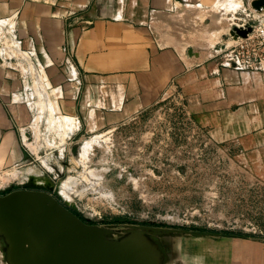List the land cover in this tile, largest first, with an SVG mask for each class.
Returning <instances> with one entry per match:
<instances>
[{"label":"rangeland","instance_id":"rangeland-1","mask_svg":"<svg viewBox=\"0 0 264 264\" xmlns=\"http://www.w3.org/2000/svg\"><path fill=\"white\" fill-rule=\"evenodd\" d=\"M260 21L264 17L254 13L252 0H214L155 15L157 42L188 58L184 70L131 111L109 103L118 90L102 89L94 96L105 101L102 114L85 115L66 135L49 124L50 112L41 110L40 104L56 97L46 93L47 77L39 75L41 67L29 54V60H18L9 39L13 32L2 27L0 45L7 47L20 81L17 100L31 107L24 131L36 149L21 130L29 159L18 168L28 167L23 177L46 176L62 199L60 186L66 182L72 197L68 202L94 223L224 233L199 242L210 247V261L213 249L218 250L213 264H238L234 247L249 244V239L264 241V158L258 139L222 138L225 116L213 115L215 69L232 71L229 80L237 78L236 72H264V48L257 44L256 31L248 40L233 32L248 24L254 29ZM196 52L203 60L194 59ZM227 93L221 90V98ZM6 173H0V183ZM21 180L12 179L3 189Z\"/></svg>","mask_w":264,"mask_h":264},{"label":"crops","instance_id":"crops-1","mask_svg":"<svg viewBox=\"0 0 264 264\" xmlns=\"http://www.w3.org/2000/svg\"><path fill=\"white\" fill-rule=\"evenodd\" d=\"M213 1L0 0V30L3 27L5 32H13L9 39L16 46L18 60H29V54L37 61L42 71L39 74L48 79L46 92L56 96H51L56 98L52 99L56 101L54 113L73 118L76 127L85 115L102 114L105 101L100 97L94 100L102 89L118 90L109 103L131 111L182 72L188 58L157 42L153 18L183 6H208ZM0 49V173L7 171L2 184L17 178L25 182L28 167L18 169L29 160L21 130L26 129L31 107L17 100L18 74L7 47L0 45ZM194 56L199 61L204 57L201 52ZM215 71L219 73L218 100L213 104V115L225 116L222 138L258 139L264 158V72H236L237 78L229 80L232 71ZM221 90L228 92L223 99ZM26 135L24 131V140L29 143ZM209 248L204 246L202 252L207 261ZM234 248L238 264H264V241L249 239V244ZM217 253L213 249L210 264Z\"/></svg>","mask_w":264,"mask_h":264},{"label":"water","instance_id":"water-1","mask_svg":"<svg viewBox=\"0 0 264 264\" xmlns=\"http://www.w3.org/2000/svg\"><path fill=\"white\" fill-rule=\"evenodd\" d=\"M252 5L259 9L264 0H253ZM249 31L251 27L233 30L243 37ZM20 185L0 190V264H207L199 239L224 234L94 223L55 194L52 183L33 177Z\"/></svg>","mask_w":264,"mask_h":264},{"label":"bare ground","instance_id":"bare-ground-1","mask_svg":"<svg viewBox=\"0 0 264 264\" xmlns=\"http://www.w3.org/2000/svg\"><path fill=\"white\" fill-rule=\"evenodd\" d=\"M1 22V21H0ZM1 50V49H0ZM3 52H4V50H2ZM25 54V53H24ZM26 56V55H25ZM9 63V62H8ZM36 69V68H35ZM41 74V73H40ZM39 74V75H40ZM45 75V74H44ZM45 79H47V78H45ZM42 83H43V81H42ZM46 84V83H45ZM41 86V85H40ZM46 87H47V85H46ZM36 88V87H35ZM47 93V92H46ZM37 100V99H36ZM49 101L47 102V100L45 101V103H43V104H40V106H41V110H42V112H44L45 113V111H46V109L50 112V114H51V116L49 117V124L50 125H53L55 128H62V130H64L63 132V134H65L66 135V130L67 129H70V128H72V125L74 124V122H72L71 121V119L73 120V118H67V116H65V114H63V116H62V118H61V116H59V117H56V116H54V112H55V109H54V106H55V104H56V98H55V100H52L51 98L50 99H48ZM38 101V100H37ZM36 101V102H37ZM41 103V102H40ZM40 106H39V108H40ZM57 110H58V108H57ZM59 112V111H58ZM47 113V112H46ZM60 114V113H59ZM61 115V114H60ZM38 117H40V116H38ZM75 119V118H74ZM78 121V120H77ZM72 122V123H71ZM76 123H78V122H76ZM78 125V124H77ZM77 125H76V127H77ZM37 126V125H36ZM74 127V126H73ZM76 127H74V128H76ZM73 129V128H72ZM71 130V129H70ZM66 137V136H65ZM63 139V138H62ZM63 141H65V140H63ZM93 141V140H92ZM91 141V142H92ZM28 143V142H27ZM28 144H30V146L32 145L33 147H34V149H36L35 147V145H34V143L33 144H31L30 142L28 143ZM31 146V147H32ZM39 146V145H38ZM54 146H55V144H54ZM56 147V146H55ZM32 150V149H31ZM35 151V150H34ZM83 151V150H82ZM81 154H82V152H81ZM83 155V154H82ZM83 159V158H82ZM16 174V173H15ZM67 186H69L66 182H63L62 183V185L60 186V192H61V194L64 196V198L65 199H67V200H71L72 199V197H71V195L69 194V191H68V189H67ZM71 192H73V191H71Z\"/></svg>","mask_w":264,"mask_h":264},{"label":"built area","instance_id":"built-area-1","mask_svg":"<svg viewBox=\"0 0 264 264\" xmlns=\"http://www.w3.org/2000/svg\"><path fill=\"white\" fill-rule=\"evenodd\" d=\"M253 1V0H252ZM254 13L260 15V17H264V6H261L259 9L254 8ZM251 27V31L248 32L247 36L245 37L246 40L251 38V33L253 30L256 31V37L258 38L257 44L260 46H263L264 48V21H260L256 28L253 29L252 24L243 25V28ZM264 61V60H262ZM230 64V63H228ZM251 65V63H249ZM12 181V180H11ZM11 181L6 182L5 184L0 183V190H2L5 187H8L11 184Z\"/></svg>","mask_w":264,"mask_h":264},{"label":"flooded vegetation","instance_id":"flooded-vegetation-1","mask_svg":"<svg viewBox=\"0 0 264 264\" xmlns=\"http://www.w3.org/2000/svg\"><path fill=\"white\" fill-rule=\"evenodd\" d=\"M33 177H35L37 182H40V183H49L50 182V180L47 179L46 176L40 175V174H35V175L34 174H30V175L27 176V178L25 180L28 181V180L32 179ZM19 187H22L20 185V183L16 184V185H13L9 190L14 189V188H19Z\"/></svg>","mask_w":264,"mask_h":264}]
</instances>
